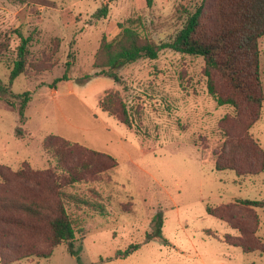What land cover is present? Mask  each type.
Masks as SVG:
<instances>
[{
	"label": "rangeland",
	"instance_id": "obj_1",
	"mask_svg": "<svg viewBox=\"0 0 264 264\" xmlns=\"http://www.w3.org/2000/svg\"><path fill=\"white\" fill-rule=\"evenodd\" d=\"M201 1L154 0L148 6L146 0H0V51L16 28L33 38L29 73L11 85L16 94L31 92L26 120L21 123L16 111L0 100L2 172L28 165L51 169V183L70 181L44 148L51 135L118 163L106 170L99 161L78 159L87 164L78 168V180L69 189L88 196L98 190L107 214L70 208L86 228V235L74 241L76 255L62 243L49 258L30 256L13 264H264V101L257 119L246 102L239 109L218 105L208 91L203 57L171 49L157 59L119 67L121 83L104 76L85 79L98 71L94 63L102 39L114 38L128 19L141 18L142 26L136 27L156 43L169 41ZM105 5L107 15L97 18ZM18 42L11 37L8 61L15 58ZM259 49L264 93V37ZM10 72L11 63L0 61V80L9 83ZM65 74L67 79L53 85ZM214 77L219 91L227 93V83L219 74ZM117 90L133 108V127L100 106L107 91ZM218 160L229 168L218 170ZM15 184L0 191V197H50L47 187ZM243 199L262 201L263 206L245 205ZM220 205L230 207L239 230L208 213V207ZM157 215L164 220L161 238L146 241ZM229 235L256 250L229 245L224 242ZM16 237L24 247L43 246L23 231ZM131 244L140 248L118 256Z\"/></svg>",
	"mask_w": 264,
	"mask_h": 264
},
{
	"label": "trees",
	"instance_id": "obj_2",
	"mask_svg": "<svg viewBox=\"0 0 264 264\" xmlns=\"http://www.w3.org/2000/svg\"><path fill=\"white\" fill-rule=\"evenodd\" d=\"M148 6H152L154 0H146ZM108 6L100 8L95 16L101 18L107 15ZM141 18H130L126 24L120 25V32L112 39L104 37L96 52L94 63L97 72L87 75L104 76L113 78L117 83L122 82L118 68L133 63L142 58L157 59L160 53L171 49L183 54L201 56L205 61L206 75L208 76V91L218 105H231L236 109L243 102L248 103L252 110V116L257 119L259 107L264 101V93L261 79V63L259 40L264 37V0H202L191 12L183 28L176 36L169 40L156 43L142 34L136 26H142ZM19 40L15 48V58L6 53L11 37ZM8 41L3 43L4 51H0V61L11 63L10 81L5 83L0 80V100L12 107L21 123L26 120V109L31 101L30 91L16 94L12 91L13 81L21 74H28L30 68V43L32 35H25L20 28L12 30L8 35ZM69 57H73L72 53ZM71 61L68 60V65ZM217 74L227 83L229 91H219L215 77ZM68 75L56 78V82L67 79ZM102 110L114 115L123 124L133 127V108L123 100L120 91H107L100 100ZM22 133L21 129L18 131ZM46 151L52 152L58 159L61 169L70 175V181L60 180L51 183L49 178L53 174L51 169L38 170L24 165L16 171H10L7 175L2 172L0 164V191L11 189L15 185L28 187H47L50 197L45 199H32L26 201L12 197H0V263L13 264L30 256L49 258L54 248L62 243L69 244V252L77 254L74 241L78 236L86 235L83 218L70 210L72 206L81 210L89 208L94 213L106 215L107 209L101 202V194L92 189V195L72 192L70 187L75 185L76 171L85 166L87 162L99 161L106 170L117 166L114 157L86 147L72 143L57 135L47 136L44 140ZM264 153V152H263ZM72 156L73 160L70 158ZM76 157V158H75ZM69 162H73L72 165ZM264 169V159L261 165ZM218 170H226L229 167L216 162ZM231 168V167H230ZM14 185V186H15ZM73 189V188H72ZM243 204L260 207L263 202L259 200L243 199ZM209 214L227 222L230 226L239 230L233 222L230 207L222 206L207 208ZM155 229L147 233L146 241L161 238L164 224L163 217L157 215L153 218ZM25 232L26 236L40 239L41 244L22 246L17 244L18 231ZM241 234L237 237H240ZM234 236L226 237L229 245L239 247L244 252L255 251L245 244L237 241ZM236 237V238H237ZM166 242V240H164ZM140 248V244H131L118 256L127 257Z\"/></svg>",
	"mask_w": 264,
	"mask_h": 264
}]
</instances>
